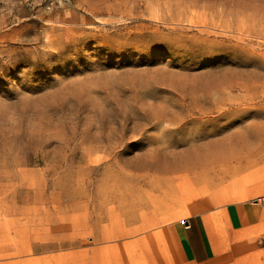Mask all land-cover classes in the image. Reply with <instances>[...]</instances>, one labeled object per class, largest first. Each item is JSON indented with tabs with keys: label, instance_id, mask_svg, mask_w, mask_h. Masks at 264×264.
Masks as SVG:
<instances>
[{
	"label": "rangeland",
	"instance_id": "obj_1",
	"mask_svg": "<svg viewBox=\"0 0 264 264\" xmlns=\"http://www.w3.org/2000/svg\"><path fill=\"white\" fill-rule=\"evenodd\" d=\"M262 159L264 0H0V264H96Z\"/></svg>",
	"mask_w": 264,
	"mask_h": 264
},
{
	"label": "crops",
	"instance_id": "obj_2",
	"mask_svg": "<svg viewBox=\"0 0 264 264\" xmlns=\"http://www.w3.org/2000/svg\"><path fill=\"white\" fill-rule=\"evenodd\" d=\"M251 168L248 187L235 194L220 188L194 201L191 213L184 218H177L175 196L160 205L153 203L146 216L105 238L118 241L100 242L93 262L264 264V159ZM189 193L183 192L181 199Z\"/></svg>",
	"mask_w": 264,
	"mask_h": 264
},
{
	"label": "bare ground",
	"instance_id": "obj_3",
	"mask_svg": "<svg viewBox=\"0 0 264 264\" xmlns=\"http://www.w3.org/2000/svg\"><path fill=\"white\" fill-rule=\"evenodd\" d=\"M177 166H174V169L176 168ZM193 167V166H192Z\"/></svg>",
	"mask_w": 264,
	"mask_h": 264
}]
</instances>
